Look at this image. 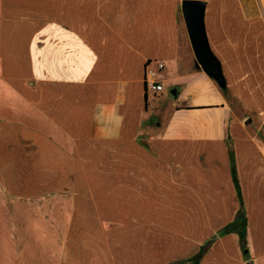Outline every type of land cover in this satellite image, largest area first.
I'll use <instances>...</instances> for the list:
<instances>
[{"label":"crops","instance_id":"1","mask_svg":"<svg viewBox=\"0 0 264 264\" xmlns=\"http://www.w3.org/2000/svg\"><path fill=\"white\" fill-rule=\"evenodd\" d=\"M211 240L196 264H264V0H0V264H193Z\"/></svg>","mask_w":264,"mask_h":264},{"label":"water","instance_id":"2","mask_svg":"<svg viewBox=\"0 0 264 264\" xmlns=\"http://www.w3.org/2000/svg\"><path fill=\"white\" fill-rule=\"evenodd\" d=\"M204 4L200 1H185L183 10L189 31L196 47L200 60L204 63L206 70L223 85L219 65L208 50L204 35L202 16Z\"/></svg>","mask_w":264,"mask_h":264},{"label":"built area","instance_id":"3","mask_svg":"<svg viewBox=\"0 0 264 264\" xmlns=\"http://www.w3.org/2000/svg\"><path fill=\"white\" fill-rule=\"evenodd\" d=\"M156 67L158 70H161L164 64L162 62H156ZM156 76L157 71L149 68V65H147L144 84L145 92L149 96H153L163 90V85L157 80Z\"/></svg>","mask_w":264,"mask_h":264},{"label":"trees","instance_id":"4","mask_svg":"<svg viewBox=\"0 0 264 264\" xmlns=\"http://www.w3.org/2000/svg\"><path fill=\"white\" fill-rule=\"evenodd\" d=\"M232 173H233L234 183H235V185L237 187V190H238V197H239V201H240V209H239V212L237 213V218H238V220L243 221L244 220V205H243L242 196H241V192H240V187H239V184H238V181H237L236 171H235L234 165L232 167ZM230 230H231V228H225L222 233H228V232H230ZM212 242H213V240L209 241L205 246H203L201 248L199 254L196 256V258L194 260H192L193 264H196V263H198L201 260L202 256L207 251V249L210 247Z\"/></svg>","mask_w":264,"mask_h":264}]
</instances>
